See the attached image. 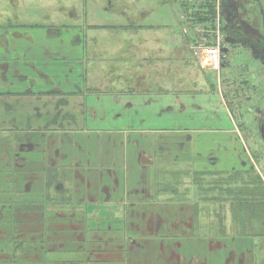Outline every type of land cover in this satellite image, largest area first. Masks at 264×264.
Returning <instances> with one entry per match:
<instances>
[{
	"label": "crops",
	"instance_id": "0c3cea01",
	"mask_svg": "<svg viewBox=\"0 0 264 264\" xmlns=\"http://www.w3.org/2000/svg\"><path fill=\"white\" fill-rule=\"evenodd\" d=\"M61 1H0V51L5 47L4 54L22 52L26 56V93L13 91L5 96L11 105L15 100L26 101V111L0 107V132L25 127L26 167L39 168V175L48 165L57 170L49 187L65 185L60 192L65 203L57 206L55 213L95 216L96 222L103 221L81 230L72 226L70 232L84 235L60 242L56 249L61 253L56 254L70 259L65 263L71 264H264V221L260 223L264 220V197L256 194L257 186L264 189V169L261 171L251 150L240 140L237 121L225 101L229 87L226 80L221 82V70L215 72L217 86L205 74L194 83L188 64L192 58L205 73V69H215L205 62L203 53L192 54V45L182 49L185 40L191 43L194 39L192 35L171 34L164 45L158 43L163 38L152 34L132 38L119 32L122 28L117 24L115 34L102 32L100 40L89 37V32L112 30V26L94 23L88 2L96 5V0H83L82 12L69 7L65 18ZM107 1L108 15L127 18L128 7L122 0ZM86 18L90 28L83 21ZM61 19L75 28L86 26L85 34H74L70 44L65 43L64 35L70 34L48 25L61 23ZM91 42L103 48L102 55L113 54L123 65L110 60L107 66L95 64ZM187 70L188 76L181 74ZM116 73V80L110 79ZM99 76L103 79L96 82ZM202 82L211 94L218 89L220 105L236 123L238 136L134 126L136 101L125 97H148L153 102L156 97H171L173 102L164 110L181 117L187 109L183 98L198 93ZM3 84L4 90L13 88ZM112 110L118 125L106 123ZM25 121L26 125H21ZM46 153H54L55 162L45 158ZM39 177L30 178L26 185H47L48 178ZM32 195L26 192L28 198ZM101 232L108 236L97 237ZM67 249L72 251H64ZM55 264H62V259Z\"/></svg>",
	"mask_w": 264,
	"mask_h": 264
},
{
	"label": "rangeland",
	"instance_id": "374dc122",
	"mask_svg": "<svg viewBox=\"0 0 264 264\" xmlns=\"http://www.w3.org/2000/svg\"><path fill=\"white\" fill-rule=\"evenodd\" d=\"M122 1L128 7L126 9L127 18L126 15L111 12L108 15L105 11L108 5L106 0H96V5L88 2L89 12H93L94 23L112 26V30L95 28L89 32V37L102 40L104 37L102 32L113 35L119 25L122 28L119 32L128 33L132 38L136 36V39H140V34L146 37L152 34L154 37L163 38V41H158V43L162 42L164 45H166L168 36L171 34L172 36L182 35V33L201 37L199 41H204L207 47L220 44L222 60L219 66L215 68L208 63L215 70L205 69V73L202 71L201 65L192 58L188 62L191 71L190 80L197 83L205 74L208 81L217 86L218 73L215 72L221 70V82L226 80L224 83L229 87L224 93V97L227 96L226 104L231 108L237 121L241 135L240 140L251 150V156L260 164L262 171L264 169V0H213L211 3L214 6L220 4V8L222 5L224 7L220 11L219 24L215 22L216 14H209L208 10L205 11V29H201L200 34L195 30L197 24H191V20L188 19V2L185 0ZM82 2L83 0H62V7L68 10L63 8L62 18L70 14L71 8L69 7L74 6L76 7L74 11L82 12L85 9ZM131 6L132 8H129ZM52 11H56V9H52ZM7 15L9 14L4 16ZM97 19L102 22L99 23ZM256 20L259 22L258 25ZM83 21L90 28L89 19L86 18ZM48 25L55 31L62 32L64 30L66 31L64 33L70 34V36L64 35L65 43H69L74 34L79 35L86 32V26L75 28V25L65 22L64 19H61V23H49ZM227 26L230 28V32L225 30ZM218 32L220 36L216 39L215 34ZM123 39L127 40V37L124 35ZM228 40L234 42L231 43ZM146 42L143 41V43ZM81 43L87 45L86 41ZM126 43L128 44V42ZM188 44L192 45L185 40L182 49L187 50ZM90 48L92 56L95 54V64L103 62L107 66L108 60H110L114 65H123V60H119L113 54L102 55L103 48L94 47L92 42ZM5 52L6 48L4 47V50L0 51V64L4 66L3 69L0 68V107H4L6 110L11 108V110L25 112L26 101L15 100L14 105H11L5 96L10 95L13 91L17 95L26 93V70L24 69L26 56L22 52L4 54ZM175 58H177V62L181 61L180 57L175 56ZM125 60L128 61L129 56ZM36 62L38 63V60ZM100 71L103 70L100 69ZM181 74L188 76V70ZM33 76L36 78L38 71ZM116 76L117 73L110 79L116 80L114 79ZM178 77L188 81V78L184 76L178 75ZM102 79V76H99L96 82ZM90 80L91 78H88V81ZM221 82L220 84H222ZM3 83L9 84L13 88L4 90ZM91 86L93 87V85ZM214 87H212L213 90ZM217 93L218 89L216 94H211L210 87L206 83H199L198 93L187 94L183 98L187 109L181 117L170 110L168 112L164 110L167 103L173 102L171 97H156L154 98L156 102L148 97H145L144 100L138 99L139 96L136 95L125 98L126 101H136L134 107L138 114L134 113L132 119L137 129L150 131L201 129L208 131L209 136H220L223 134L222 132H230V135L234 133L238 136L236 123L227 110L220 105ZM113 115L114 110L110 111L109 117L106 118V123L111 126L118 125ZM21 125H26V121L21 122ZM22 147L23 149H21ZM36 158L39 160L38 155ZM45 158L55 162L54 153L48 155L46 153ZM34 172L36 174H33ZM56 173L57 170L49 165L41 175H39V168L26 167L25 127L24 130L17 128L0 132V264H55L59 259H62V264H71L65 263V260L70 259L56 254L61 253V250L56 248L61 246L60 242H70L76 237L84 235L70 232L72 226L76 224L77 228L81 230L89 223L103 224V221L96 222L97 217L95 216L94 218H91L92 216L89 218L86 216L65 217L55 213L56 207L65 203V197L60 193L65 185L56 184L49 187L57 177ZM34 176H43V180L47 177V185H26V182ZM56 183H58L57 179ZM27 191L33 194L31 198L26 196ZM39 204L41 208L38 207ZM87 219H90L89 222ZM96 236L106 237L108 234L101 232ZM64 251L70 252L72 249ZM67 256L70 254L68 253ZM178 260L176 258L175 263Z\"/></svg>",
	"mask_w": 264,
	"mask_h": 264
},
{
	"label": "built area",
	"instance_id": "2783aa9c",
	"mask_svg": "<svg viewBox=\"0 0 264 264\" xmlns=\"http://www.w3.org/2000/svg\"><path fill=\"white\" fill-rule=\"evenodd\" d=\"M213 0H185V2H188V4H195L197 6H201L204 4H210L212 6H214L211 2ZM215 7V14H216V18H215V22L216 24H219V20H220V4H217ZM188 19L191 20V17H188ZM201 29H205L204 25H197L195 27L196 33H199L201 31ZM202 34L204 32H201ZM200 34V33H199ZM216 39L220 36V33H216L215 34ZM194 53L197 55H199L200 53H203L205 56V62L209 63L211 66H214L215 68H217L222 60V55H221V50H220V44L216 45V46H210L207 47L206 43L203 41H198L197 43H195V45L192 47Z\"/></svg>",
	"mask_w": 264,
	"mask_h": 264
},
{
	"label": "trees",
	"instance_id": "16d2710c",
	"mask_svg": "<svg viewBox=\"0 0 264 264\" xmlns=\"http://www.w3.org/2000/svg\"><path fill=\"white\" fill-rule=\"evenodd\" d=\"M224 8V7H223ZM208 10V13L209 14H213L214 12H215V8L212 6V5H210V4H207V5H201V6H196V5H192V6H189L188 5V12H189V14H190V12L191 11H193L192 12V15L193 16H190L191 17V24H203L204 23V18H203V16H202V14L205 12V11H207ZM192 17H194V19H192ZM203 18V19H202ZM0 19H2V18H0ZM3 20V19H2ZM1 21V20H0ZM256 24L258 25L259 24V22L256 20ZM255 24V25H256ZM256 25V26H257ZM225 30H228L229 32L231 31L230 30V28L227 26V28H225ZM234 33H236V32H234ZM194 39H191L190 41H191V43L194 45L195 43H196V41H197V37L196 36H194L193 37ZM226 98H227V96H225V101H226ZM227 102V101H226ZM231 109V108H230ZM233 113V112H232ZM251 191V190H250ZM246 192V191H245ZM252 192H254V190H252ZM256 194H258V195H261V196H263L264 197V189H262V188H260L259 186H257V191H256ZM258 207V206H257ZM258 210V212H260V211H262V207H260V208H258L257 209ZM264 220H261L260 221V223L261 222H263Z\"/></svg>",
	"mask_w": 264,
	"mask_h": 264
},
{
	"label": "water",
	"instance_id": "95a60500",
	"mask_svg": "<svg viewBox=\"0 0 264 264\" xmlns=\"http://www.w3.org/2000/svg\"><path fill=\"white\" fill-rule=\"evenodd\" d=\"M228 42H231V43H233L234 41H233V40H228Z\"/></svg>",
	"mask_w": 264,
	"mask_h": 264
}]
</instances>
